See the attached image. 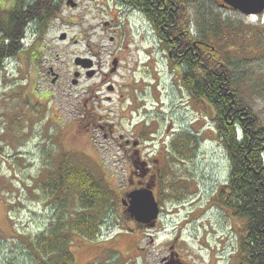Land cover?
<instances>
[{
    "label": "rangeland",
    "instance_id": "rangeland-1",
    "mask_svg": "<svg viewBox=\"0 0 264 264\" xmlns=\"http://www.w3.org/2000/svg\"><path fill=\"white\" fill-rule=\"evenodd\" d=\"M183 1L186 7L180 6L190 34L194 38L214 34L212 42L224 44L220 53L227 56L241 100L264 123V23L223 9L216 0ZM13 4L0 0L1 22L8 19ZM116 4V0H64L58 15L43 27L37 23L28 27L36 28L35 33L46 29L42 37L33 43V37L26 38L29 50L4 63L0 264H40L43 255L48 256L36 250L38 235L51 227L57 210L63 214L64 205L68 221L82 211L78 193L72 190L65 196L66 189L57 188L51 177L60 175L66 153L73 166L83 162L111 192L109 212L96 240L69 229L68 222L73 264H162V246L182 223V246L194 264H226L237 250L232 216L213 206L231 168L217 137L213 108L192 98L183 86L181 67L170 62L147 15ZM79 59L92 63L81 66ZM92 120L97 126L88 130ZM108 127L113 131L105 135ZM130 139L149 141L144 145L149 159L155 150L152 143L157 142V149L174 141L179 145L168 148L173 154L167 158L166 171L172 174L167 178L164 169L162 177L166 186L178 188L172 191L178 198L172 200L167 190L164 227L156 244L148 247L146 239L139 243L145 254L130 247L124 237L121 199L130 165L121 146Z\"/></svg>",
    "mask_w": 264,
    "mask_h": 264
},
{
    "label": "trees",
    "instance_id": "trees-1",
    "mask_svg": "<svg viewBox=\"0 0 264 264\" xmlns=\"http://www.w3.org/2000/svg\"><path fill=\"white\" fill-rule=\"evenodd\" d=\"M13 1L15 6L9 10L8 19L0 20V72L7 58L29 50L22 44L28 24L39 21L42 25L61 11L55 0ZM180 3L178 0L176 10L170 1L160 3L161 9L157 8V0L136 2L134 6L147 15L163 48L171 54L170 62L181 67V82L191 97L205 100L213 108L217 137L231 164L229 177L218 190L216 206L242 222L240 263L264 264V123L253 108L241 100L226 62L227 56L220 53L224 44L216 39L211 42L215 49L198 45L186 27V15ZM199 39L210 43V37ZM33 48H37L36 52L32 51L35 61L38 47ZM173 144L174 149L179 147L176 141ZM66 155L63 170V160L59 162L60 175L56 172L50 176L56 180L57 188L66 189V193L62 192L65 196H70L67 193L72 190L79 195L82 211L68 221L64 214L66 207L62 205L63 214L57 210L50 230L38 235L36 250L48 256L43 255L40 264H73V250L66 232L68 222L71 223L69 229L96 240L103 229L102 220L109 212L110 190L87 165L79 162L73 166Z\"/></svg>",
    "mask_w": 264,
    "mask_h": 264
},
{
    "label": "flooded vegetation",
    "instance_id": "flooded-vegetation-1",
    "mask_svg": "<svg viewBox=\"0 0 264 264\" xmlns=\"http://www.w3.org/2000/svg\"><path fill=\"white\" fill-rule=\"evenodd\" d=\"M56 3L60 6V8L64 5V0H55ZM113 1V0H112ZM144 0H116L117 4H120L127 8L130 12H135L139 13L142 12V10L139 9L138 6H134L136 2H142ZM170 1L174 4V9L176 10L178 5L177 2L178 0H157V8L161 9L159 7L160 3ZM182 5L186 7L185 3L183 0H180ZM217 4L226 10H232L233 7L227 3H225V0H216ZM182 7V8H184ZM47 22V21H46ZM45 22V23H46ZM34 23H37L38 27H43L44 24L40 25L39 21H35ZM45 30H39L37 32V37L40 36L43 32L44 34ZM214 35V34H212ZM42 36V35H41ZM191 36L194 38V35L191 34ZM40 38V37H39ZM197 39V42L199 43L198 45H204L207 47H211L215 49V46L211 44L212 40L210 39V43L204 42V40L199 39L198 37H195ZM38 40V39H37ZM37 46V45H34ZM90 46V45H88ZM116 59L118 58V62H121L120 56L115 57ZM83 59H79L78 64L81 66H84L83 63H92L91 60H87L86 62L81 61ZM117 62V61H116ZM77 64V65H78ZM78 65V66H80ZM89 74V73H87ZM97 126V123L92 120V122L89 123L87 126V129L92 128ZM102 129H105L106 126L101 125ZM106 134L109 135V133H112L113 129L111 127H108L106 129ZM139 142V144H138ZM149 142V141H142L140 143L139 140L134 141V140H126L123 143V156L124 160L127 164L130 165V170L128 172V178H126V187L123 190V197L121 199V204L123 205V213H122V220L124 223V237L127 240V244L130 247L137 246L138 250L143 252L144 254L146 253V250L144 248H139V243L141 239H146L148 240V247H151L156 244L157 241V236L162 232V229L164 227V210H165V200H166V195H167V190L171 194L170 197L172 200H175V197H177L178 193H172V191L178 190V188H174L173 184H170L169 186H166L168 184L166 182V179L164 180L163 177V170L165 169L166 171V164L168 163L169 160L167 158H171L170 155L173 154L172 151L168 150V148H172L174 146L173 142L170 144V146L163 145L161 149H157V142L152 143L151 149L154 150V155L152 158L149 159L148 156L151 154L147 153V156H144L145 150L147 151L148 148L144 147V145ZM138 144V145H137ZM152 160V162H151ZM151 163V164H150ZM162 164L161 167L159 165ZM156 167L155 169H152L151 167ZM172 173L166 171V176L167 178L171 176ZM171 187V188H170ZM221 188V187H220ZM219 188V189H220ZM170 189L171 192L169 191ZM176 189V190H174ZM218 189V190H219ZM138 190H147V191H152L155 197V201L157 204V217L155 219L151 218L147 220V218L144 219H138L131 211V205H132V194L135 191ZM185 191H189L188 189H185ZM218 193V191L216 192ZM169 197V198H170ZM218 203L216 202V206ZM225 213V212H224ZM227 214V213H226ZM229 221L231 222L230 229L231 233L234 235V237L237 239V250L235 251V254L232 255L231 257H228V261L226 264H241L240 259H239V249H240V240H241V224L239 223L238 218H233L230 217ZM189 221L185 222V225L188 224ZM183 224V223H182ZM181 224V225H182ZM181 225L175 230V233L171 235L170 241L165 245L162 246L161 251V262L162 264H194L191 262L188 258L187 255V250L184 249L182 246V241H183V236L182 232L179 231V228ZM183 228L181 227V230ZM135 234V241L131 240V236ZM157 235V236H156ZM137 238H140L138 241ZM136 243V244H135ZM146 258V255H144Z\"/></svg>",
    "mask_w": 264,
    "mask_h": 264
},
{
    "label": "water",
    "instance_id": "water-1",
    "mask_svg": "<svg viewBox=\"0 0 264 264\" xmlns=\"http://www.w3.org/2000/svg\"><path fill=\"white\" fill-rule=\"evenodd\" d=\"M226 3L244 14H259L264 10V0H225ZM65 38V34L61 39ZM91 75V74H89ZM131 211L138 219L157 217L158 209L152 191L138 190L132 194Z\"/></svg>",
    "mask_w": 264,
    "mask_h": 264
},
{
    "label": "bare ground",
    "instance_id": "bare-ground-1",
    "mask_svg": "<svg viewBox=\"0 0 264 264\" xmlns=\"http://www.w3.org/2000/svg\"><path fill=\"white\" fill-rule=\"evenodd\" d=\"M238 138H239V135H238Z\"/></svg>",
    "mask_w": 264,
    "mask_h": 264
}]
</instances>
